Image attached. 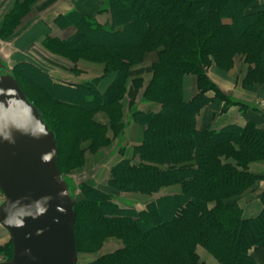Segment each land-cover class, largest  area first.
<instances>
[{"label": "trees", "instance_id": "16d2710c", "mask_svg": "<svg viewBox=\"0 0 264 264\" xmlns=\"http://www.w3.org/2000/svg\"><path fill=\"white\" fill-rule=\"evenodd\" d=\"M107 1L106 9L112 13L109 25H101L94 18L74 11L85 18L86 30L92 32L90 38L78 40L85 32L82 21L71 19L70 24L77 28L75 33L57 40L76 56L84 53L88 59L106 60V73L117 72L106 91L99 89V80L70 86L53 79H50L51 83L48 79L50 99L59 102L61 107L75 108L76 116L63 115L57 126L52 124L43 108L24 89L16 73L11 71L55 132L59 167L75 200L78 251V201L74 185L62 168L60 132L68 129V132L83 136L82 132L87 131L93 134L95 145L106 144L109 140L107 128L92 116L94 108L107 107L119 120L121 96L125 93L130 66L141 60L146 51L161 44L162 58L148 90L149 97L160 100L163 107L158 112L135 110L131 114L133 119L137 116L148 125L145 143L137 147L144 162L137 164L126 160L116 166L115 172L122 171L124 181L144 190L181 183L184 192L156 199L141 210H125L104 192L88 185L103 197L102 200L93 197L92 216L105 229L118 228L121 229L119 232H127L136 238L97 264H204L195 249L198 242L216 247L217 264H261L250 250L264 249V190L260 194L263 208L256 216H246L243 207L229 196L249 187L256 179L264 178L253 172L248 162L264 158V128L254 121L243 126L229 124L220 129L199 127L196 117L201 108L213 100L209 91H214L216 97L225 101L224 111L232 105L251 106V103L223 92L209 76L207 68L211 59L208 53L212 52L217 64L226 69L232 66L237 52L246 53L251 63L246 81L264 83V9L247 11L246 6L254 0ZM230 2L241 6L238 16L228 8ZM227 13L233 18L231 22L222 20ZM119 25L122 28L115 29ZM195 34L198 39L193 36ZM98 49L107 55L97 57L94 51ZM188 73L197 76L199 87V92L190 100L184 97V76ZM84 113L85 117H81ZM82 151L78 146L73 147L71 159L78 162ZM192 157L196 159V166H173ZM150 162L171 166L156 167ZM87 230L90 237L98 231L92 226ZM10 244L14 253L12 239Z\"/></svg>", "mask_w": 264, "mask_h": 264}, {"label": "rangeland", "instance_id": "374dc122", "mask_svg": "<svg viewBox=\"0 0 264 264\" xmlns=\"http://www.w3.org/2000/svg\"><path fill=\"white\" fill-rule=\"evenodd\" d=\"M40 0H0V62L4 64V67L1 68L2 71H14L16 75L19 77V81H21L24 89L28 92L30 97L38 103L46 113L47 118L51 121L52 124L57 126V123L61 122V116L65 117H71L76 116L77 110L75 108L68 109L67 107H61L60 103L56 100L50 99L49 96V87L48 79H53L54 81H58L51 73L46 70L47 67L35 63V61H31V59L25 58V29L29 30L33 24L37 21L38 16L36 13H32V16L30 17L29 23H27L26 17L28 16L29 12L37 6V2ZM63 1V0H61ZM255 1V0H254ZM249 3L246 6V10L248 11L250 7L253 5V2ZM108 1L105 0V5L107 7ZM48 7V6H47ZM233 11V14L238 16L239 12L241 11V6L237 3L230 2L229 7ZM107 10L106 8L104 11ZM58 9H54L51 7L50 9H47V13L45 17H42V20L47 22V25H49V22L52 21L57 26L61 27L62 29L74 27L76 26L74 24H70L71 19L75 20H81V27L84 29V33L80 35V38L78 40L86 41L85 38H90L92 32H89V30H86L88 26H85V18L80 16L79 14H75L74 10H68L64 13H59L56 15V12ZM109 11V10H107ZM111 13V11H110ZM85 14V13H84ZM49 16H55L54 20L52 18H48ZM64 15H67L66 17ZM90 17H92L89 14H86ZM228 15V16H227ZM105 16V15H104ZM112 16V13H111ZM103 18V16L101 17ZM223 22H231L233 18L231 17V14L227 13L224 14L222 17ZM99 24H101L98 19H95ZM103 25V24H101ZM77 29V28H76ZM210 32H213L212 30ZM56 34H46L45 37L41 36L38 38L35 35H31L33 37L32 44L29 43L27 45L29 50H34L36 53H40L46 60H48V63L54 62V58H57L58 63L61 60L67 59L72 61L73 63H76L79 59L84 58L86 59L88 56H86L84 53L76 56L74 53H69L61 43H59L57 40L60 39V37L55 36ZM194 37H197L198 35H193ZM42 38V39H41ZM37 39V40H36ZM201 39V37H200ZM77 44H80V42L77 41ZM157 51L158 53V61L153 66V77L151 82L148 84L145 92L144 97L146 100L155 101L160 104L161 111L163 105L160 100L157 98H151L149 97V86L153 83V80L155 78V72L157 65L160 63L162 58V51H163V45L159 44L157 48L150 49L146 52H152ZM145 52V54H146ZM80 54V53H79ZM94 54L97 57H104L107 55L106 52H104L101 49H98V51H94ZM144 54V55H145ZM211 59V65L207 68L208 74L210 76L211 69L217 66L220 69H223L225 71H230L231 69L235 68V58L236 61L239 63H243L246 65V74L242 81V86L247 87L252 84H263L260 82H247L246 78L248 75V71L251 68V63L247 60V55L244 52H237L234 57V62L232 66L228 69L221 67L217 64V61L215 59V55L212 52L208 53ZM42 57V58H43ZM144 57V56H143ZM143 59V58H142ZM106 62V60H104ZM139 60H137L136 64ZM31 65H29V64ZM45 63V62H44ZM132 64V65H133ZM50 69V68H49ZM130 69V68H129ZM72 71L79 72V68L72 67ZM107 70V65H106ZM195 75L193 73H188ZM49 77H48V76ZM48 78H47V77ZM196 76V75H195ZM197 77V76H196ZM211 77V76H210ZM97 80V79H95ZM94 80V81H95ZM93 81V80H91ZM89 81V82H91ZM51 82V80H50ZM198 82V80H197ZM52 83V82H51ZM143 86V83L141 82H135L133 83L132 89L134 92L133 97V91L130 90L129 93L127 89H125V93L123 96H121V102H122V115L119 117V120H117L115 117L112 116V114L109 113V111L106 109L107 107H96L94 108V111L92 113V116L95 117L97 113L99 112H106L110 119V127L106 125L107 128V137L109 138L108 142L104 145L98 146L95 142L94 144V138L92 137L93 134H89L86 132H82L83 136L78 135L77 133H71L67 130H63V132H60V142L62 147V154H61V163L62 168L65 171L67 177L71 180L74 187V195L76 200L78 201V208H79V233H78V239H79V251H78V264H97L100 260H103L105 258H109L112 254L115 252H118L119 250L123 249L127 244L133 243L136 238L133 237V235L124 232V231H118L121 229L118 228H111V230L105 229L104 225L100 224L96 218L92 216V212L90 210V204L93 202V197L99 198L100 200L103 199V197L94 191L90 189L91 187H88V185L93 186L100 191L104 192L105 196L108 198L110 197L114 202H116L119 207L127 210L131 209H137L141 210L146 208L151 202L155 201L156 199H159L164 196L168 195H177L184 192V187L181 183H172L167 185H162L159 189L155 190H144L140 186L136 184H132L130 182H126L123 180L124 174L122 171L120 173L115 172L116 166L121 165L122 162L126 160H131L134 163L141 164L144 162L141 155L139 154L137 147L144 144L147 136V129L148 125L145 124V120H138L137 116L134 117V121L141 126H143V141L140 145H136L133 147V151H127L125 149V145L122 146V140H126L127 143H130L128 141V127L130 124L124 123V102H127L129 100V108L131 114L135 110H139L140 107L136 103L139 94L140 89ZM126 87V86H125ZM125 94H130L133 98L128 99L126 98L124 100ZM224 104L223 108L225 106V101L218 97ZM213 102V100L209 101L207 104H205L201 110L208 105H210ZM259 105H261V102H259ZM92 106V105H91ZM238 106V105H237ZM241 106V105H239ZM242 107V106H241ZM200 110V112H201ZM241 110H245V108H241ZM152 111V110H147ZM199 112V113H200ZM197 114V117L199 115ZM78 115V114H77ZM81 117H85V113L80 115ZM196 117V119H197ZM95 119V118H94ZM115 119V120H114ZM145 119V118H144ZM133 121V122H134ZM69 127V124L67 125V128ZM110 128V129H109ZM64 129V128H63ZM110 131V137L108 136V132ZM126 135V136H125ZM123 136V137H122ZM78 138V140H77ZM78 146L83 151L80 154V160L76 162L74 159H71V150L73 147ZM109 146L110 152L109 159H113L116 157L118 159L117 162L109 163L111 164V168L109 171V177L107 180V185L104 187H99L95 185L94 179H85V166H86V152L96 153L101 148ZM115 156V157H114ZM106 162V161H105ZM249 168L252 170L253 167L256 168H264V158H255L252 160H249ZM149 164V162H147ZM151 163V162H150ZM152 166L156 167H164V168H170V164L167 165L166 163H151ZM196 166V159L194 157L190 158L189 161H185L182 163H176L173 166L180 167V166ZM253 171V170H252ZM254 172V171H253ZM115 179V180H114ZM264 178H258L256 179L252 185L246 188H242L240 190H237L233 195L229 196L230 200L236 201L240 204L239 200H244V198H259L260 200V188L262 185H264ZM101 192V193H102ZM178 192V193H177ZM3 194L0 192V202H2ZM214 202V201H213ZM262 208L263 204L260 200ZM241 205V204H240ZM262 210V209H261ZM245 214V212H244ZM95 227L98 229L95 236L90 237L91 233L87 230L88 227ZM214 238V236H213ZM216 241L219 240L218 237H215ZM217 245V244H215ZM196 252L199 255V260L202 261L204 264H217L218 263V250L215 246L212 245H206L201 242L196 243L195 245ZM251 254L255 257V259L261 263L264 264V258L263 261H261V255L264 256V249L262 248H252ZM12 246L10 244V240L6 241L5 236L0 232V261L11 259L12 257Z\"/></svg>", "mask_w": 264, "mask_h": 264}, {"label": "water", "instance_id": "95a60500", "mask_svg": "<svg viewBox=\"0 0 264 264\" xmlns=\"http://www.w3.org/2000/svg\"><path fill=\"white\" fill-rule=\"evenodd\" d=\"M0 62V223L14 253L0 264H78L77 213L55 132Z\"/></svg>", "mask_w": 264, "mask_h": 264}, {"label": "crops", "instance_id": "0c3cea01", "mask_svg": "<svg viewBox=\"0 0 264 264\" xmlns=\"http://www.w3.org/2000/svg\"><path fill=\"white\" fill-rule=\"evenodd\" d=\"M26 17L27 23L31 22L30 17L32 13H36L38 16L45 17L47 9L53 7L58 9L56 15L59 13H64L68 10L79 11L85 14H89L94 19L103 25H109L112 22V16L110 11L104 9L106 8L105 0H40ZM48 6V7H47ZM264 9V0H255L253 5L248 10L249 12H255L258 10ZM55 15V16H56ZM105 15V16H104ZM55 16H49L54 20ZM103 16V18H101ZM42 17H38L37 21L29 29H25V58L39 63L48 70L53 77H55L62 84L77 86L80 84L87 83L91 80H99V89L101 91H106L110 84L115 79L117 72L106 73L107 62L104 60H93V59H79L76 63H73L70 60L64 59L59 61L57 58H54V62L48 63L40 53H36L34 50H29V43L32 44L33 37L35 35L38 38L41 36L45 37L46 34H56L60 38H68L72 36L76 28L69 27L62 29L57 26L52 21L47 22L42 20ZM122 26H117L115 29H121ZM42 39V38H41ZM37 40V39H36ZM43 57V58H42ZM158 61L157 51L146 52L143 59L139 60L136 64L130 66L128 77L126 80V89L129 93L130 90L133 91L134 97V87L133 83L141 82L143 86L140 89L139 97L136 101L139 110L147 111L152 110L158 112L160 109V104L155 101L146 100L144 97V92L151 82L153 77V66ZM45 62V63H44ZM78 67L79 72H74L71 70L72 67ZM50 68V69H49ZM246 65L239 63L235 58V68L230 71H225L223 69L215 66L211 69L210 76L215 81V83L221 88L223 92L230 95L233 98L243 100L245 102L251 103V106L241 110V107L238 105H232L226 111L223 110V102L215 96L214 91H209L208 94L213 97V102L207 107L203 108L197 117V124L199 127L212 126L213 128L220 129L229 124H239L246 125L249 121L256 122L260 127L264 128V85L263 84H252L247 87L242 86V81L246 74ZM133 87V89H132ZM199 92L197 77L192 74H186L184 76V97L186 100L192 99ZM130 94H125L124 100L126 98H133ZM126 101V100H125ZM261 102V107L259 105ZM124 105V119L123 122L130 124L128 127V141L122 140V146L125 147L127 151H133V147L140 145L143 141L144 128L140 124L136 123L131 116L129 108V100L123 103ZM98 123L107 125L110 127V119L106 112H99L94 117ZM134 121V122H133ZM110 129V128H109ZM110 137V131L108 132ZM126 136V135H125ZM123 137V136H122ZM110 148L109 146L101 148L96 153L86 152V166H85V175L84 178L87 180L94 179L95 185L99 187H104L107 185V180L109 177V171L111 163L117 162L118 159L113 158L109 159ZM106 161V162H105ZM252 170L257 174L264 175V168L253 167ZM264 183V182H263ZM264 190V185L260 188V192ZM0 192L3 194L1 188ZM178 193V192H177ZM4 199V194H3ZM3 201V200H2ZM241 206L244 209L246 216H256L261 212L262 205L259 198H244V200H239ZM2 202H0L1 204ZM0 232L5 236V240H11V235L9 231L0 223ZM264 256L261 255V261H263Z\"/></svg>", "mask_w": 264, "mask_h": 264}]
</instances>
